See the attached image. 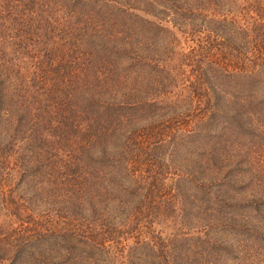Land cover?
Listing matches in <instances>:
<instances>
[{
  "label": "rangeland",
  "instance_id": "1",
  "mask_svg": "<svg viewBox=\"0 0 264 264\" xmlns=\"http://www.w3.org/2000/svg\"><path fill=\"white\" fill-rule=\"evenodd\" d=\"M7 11L18 16L9 19ZM32 26L31 33L25 31ZM248 26L262 31L243 34L240 29ZM92 39L95 41L91 42ZM231 41L239 47L238 54L228 55L227 48H223ZM63 56L67 62L73 61L72 65L79 61L83 72L91 73L92 93L96 92L94 96L101 107L116 102L118 108L111 111L115 112L110 118L105 116L101 122L97 114H89V106L72 104L71 97L77 96V89L69 78L52 85V75H47V79L42 77L39 65L47 66L48 61L43 62L46 59L58 63ZM256 57L264 58V0H0V96H3L0 114H4L2 122L14 141L13 150L1 152L0 149V160L5 161L0 163V230L5 231L2 234L10 236L8 241L12 242L35 230L40 232L52 227L36 221L43 217L40 211L46 207L44 199L36 197L37 190L47 200L49 196L42 191L51 190L46 184L51 165L45 163L43 154L31 150L40 141L29 138L37 132L34 128L37 120L36 128L44 126L48 111L49 117L59 116V119L49 126L48 133L44 132L45 150L60 160L80 159V166L84 168L86 153L98 156L100 148L113 152L120 142L132 139L137 145L136 152L143 158L157 142L166 143L174 137L173 132L198 126L205 119L203 112L208 107L217 116L221 113L214 130L221 132L227 128L226 138L218 143L213 134L208 140L203 133L200 139L192 141L187 154L182 148L174 155L168 154L166 184L171 192L178 190L173 203L176 211L170 216L176 217L184 210L188 217L193 213V222L188 224L191 229L179 224L178 230L195 238L178 248L171 258L175 264H264V214L237 208L235 218L245 219V223L237 230L222 231L220 222L214 220L220 218L214 202L216 196L207 215L204 212L207 207L199 202L203 197L198 194L200 187L221 184L220 164L225 162V166H234L236 170L233 181L224 178L229 184L224 187L225 195L243 206L256 197L264 199V80L255 88L247 89L244 86L249 83L230 85L239 80L235 77L230 82L222 76L215 79L217 74L229 75L237 64H242L246 71L255 69L252 63ZM248 65L253 69L247 68ZM193 73L205 74L209 79L202 91L191 90L194 83L188 82L187 76ZM111 75H115L112 80L116 84L108 78ZM40 77L47 87L37 83ZM48 87L54 90L53 95L43 91ZM212 93L215 98L211 104ZM39 94L41 101L28 104ZM144 98L155 107L150 112L141 106L134 115V110H126L128 102L134 104ZM52 99L57 108L58 102L63 103V110L51 107L43 111V106ZM8 108L14 114H9ZM235 116L241 117L248 133L238 132L232 121ZM134 129L139 131L132 138ZM20 136L26 140H19ZM168 150L172 152V147ZM185 160L197 163L199 171L200 167L208 169L204 178L200 175L181 178ZM154 164L135 161L129 166L137 175L151 177L158 172ZM36 169L40 171L37 176L32 173ZM177 174L180 177L173 182ZM193 208L196 211L191 212ZM259 208L264 212V204ZM209 215L211 219L207 218ZM173 225L172 221L166 229L176 230ZM213 226L218 228L212 229ZM154 230L156 235L164 232L162 225L153 226ZM205 231L213 233L205 237ZM141 233H132L125 240L137 242L138 238L148 235ZM8 246L7 238L0 241L1 264H26L29 257L13 263L15 250L20 245L13 243V249L4 254ZM145 253L151 257L148 248ZM138 257L135 264H143L142 255Z\"/></svg>",
  "mask_w": 264,
  "mask_h": 264
},
{
  "label": "trees",
  "instance_id": "2",
  "mask_svg": "<svg viewBox=\"0 0 264 264\" xmlns=\"http://www.w3.org/2000/svg\"><path fill=\"white\" fill-rule=\"evenodd\" d=\"M78 1L80 2L81 0ZM114 2L115 1H112L111 3ZM13 15L18 16L15 13L7 11L6 17L12 19L11 17ZM250 27L251 28L248 26L246 29H240V31L246 35H248L250 31H258L259 33L262 31L261 28L253 29L254 26ZM32 29L33 26L30 27L29 30L27 28L25 31H30L31 33ZM94 41L95 39L91 40V42ZM206 45L209 46L210 44L206 43ZM102 47L104 48L105 46ZM223 48H227L228 55L239 53V47L236 48L232 44V41L229 43V46H223ZM222 51H224V49ZM65 59L66 58L63 56L58 63H55L52 59L42 60L44 64H47L46 61H48L47 66L39 65L42 69V77L47 79V75H52V85L64 81L66 77L69 78L72 86L75 87L74 89H77V96L74 95L71 97L74 100L72 104L77 106L78 104L89 106V114H97L96 116L101 122L105 116L110 118L115 112L111 111L114 110V108H118L115 106L116 102L101 107L97 97L94 96L96 92L94 94L92 93L93 80L90 78L91 73L83 72L84 68L79 61L74 62V65H72L73 61L67 62ZM252 64L255 69H253L251 65L247 67L253 69L251 71H246L242 64H237V66L232 69L234 72H230L229 75L217 74L218 76H216L215 79H221L222 76L225 80H229L230 82V78L234 79L235 77L239 80L232 81L230 85L249 83V85L244 87H247V89L255 88L264 80V76L258 77V74L264 72V58L256 57L255 62ZM236 70L241 72L236 73ZM126 72H130V70ZM16 74L18 77L20 76L19 73ZM114 77L115 75L113 77L111 75L108 78L112 80ZM252 77L253 79L249 80V78ZM187 79L188 82L196 85L194 86V84H192L190 87L191 90L194 89L193 93L196 91L199 92V90L202 91V88L205 87L204 85H207V81H209L205 74L196 73L188 74ZM112 82L115 83L113 80ZM37 83H41L42 87H47L44 84L46 82L41 77L38 78ZM216 87L217 85L215 88ZM51 89L52 88L48 87V89L46 88L43 91L53 95L54 90ZM30 98H32V96ZM39 98H41L40 94L37 98L34 96L32 102L28 104H34ZM214 98L215 93H212V97L209 99L211 104ZM2 100L3 96H0V105ZM25 100L26 99H22L20 101ZM38 101H41V99ZM53 103H55L54 99L51 101L48 100L45 105L46 107L43 106V111L51 107H55L57 111L63 110V103L58 102L57 104L59 105L56 104L60 106L59 108L53 105ZM28 104L25 103L23 105ZM138 106L147 108L148 112H150L152 108H155L144 98V100H136L134 104L128 102L126 110H134L132 114L134 115L136 110H138ZM7 111L9 114H14L11 108H8ZM203 114L205 119L201 120L198 126L195 128L193 126L187 129L182 128L180 131L173 132L172 135H175L176 139L174 136L166 143H163L162 140L157 142L155 144L157 146L151 150V153L148 155L144 153L143 158H141V153H137L138 151L135 147L137 145L132 142V138L136 137L135 133L139 131L138 129H134L132 131L133 137L130 138L132 140L130 142H120V144L116 146V149L114 148L113 152H106V150L100 148L98 156L86 153L84 155L86 164L84 168L80 166V159L68 157L64 160H60L61 158L45 150V148L47 149V140L44 137V135H46L44 132L48 133L49 126L51 124H56L59 116L49 117L48 111L46 114L48 117L42 128L39 125L38 128H36V123H38L39 120L35 119L37 121L35 122L34 128L37 132L31 133L33 136L29 138L32 137V139H34L35 137V140H39L40 142H37V145L34 143L31 150L35 152L39 151L40 154H43L41 157H43L45 163L49 166L51 165L46 175V184L51 186V190L49 192L42 191L46 196H49L47 200H45L46 197L41 192L38 193L37 190L36 197L38 199L43 198L45 202L43 206L46 207L40 211L43 217L36 221L41 225L43 222L49 223L52 227L40 232H36L35 230L33 234L20 236L15 239V241L12 240V242L8 241L11 237L5 236L2 234L5 233V231L0 230V241L7 238L9 244L8 249L3 250V253L8 254L10 248L13 249V243H15L20 245V247H17L18 249L15 250L13 263L18 261L21 257L24 260L29 257L30 261L27 259L26 264H29V262L31 264H99L101 262L104 264H122L121 262L125 264H135L140 254L142 255L141 259L143 264H175L171 258L172 255L176 253L178 248L184 246L188 240L192 242L195 238L193 239L190 238L191 236H185L183 233L179 232L181 229L178 230L179 224L182 226L185 225L187 230L191 229L188 224L193 222V213L188 217V215L184 214L185 210L184 207H182L184 210L183 212H176V217L170 216L176 211L173 209V203L178 190H173L171 192L167 187V159L168 154L174 155L176 151L180 152L181 148L187 154L188 152L186 151H188L190 145H192V141L196 138L200 139L203 133H206L208 140L209 136L213 134L214 137L212 138L217 139L218 143L226 138L227 128H223L221 132L214 130L217 118H219L221 113L217 116L212 109L207 107ZM223 116L225 117L226 115ZM240 118L241 117L238 116L232 118V121L236 125L235 128H237L238 132L242 131V133H248ZM2 121H5L3 113L0 116V149H2L1 152H7L14 149V146L11 145L14 141L13 137L7 133V127L4 126ZM18 125L19 127L21 126V124ZM31 129L33 130V127ZM30 131L31 130L28 132ZM20 139L25 141L26 137H21L19 140ZM169 147H172V152H169ZM223 148L224 147H222V149ZM145 149L147 150V148ZM136 153L137 155L135 158ZM214 153L215 152H213V154ZM210 157L215 158V156ZM2 160L3 159L0 160V163L4 164L5 161ZM152 160H154L155 164L158 166V172H154L151 177L143 176V174L137 175V171L129 166V164L135 161L138 163L149 161L150 164H154ZM185 161L186 164L181 178H183V176L184 178L194 176L195 178H199V175L201 178H204V174L208 169L200 167L199 171V165L197 163ZM39 163L41 166L43 165L41 162ZM58 164L61 165L57 166ZM225 165V162L220 164V174H222L221 184L208 186L207 188L200 187L198 189V194L203 197L199 202L207 207L204 212L208 215L211 206H213V196H216L214 202L218 208L217 212L220 218H214V220L220 222L218 225L222 227V231H226L229 228H231L230 230H237L242 223H245V219L239 220L235 218V216L238 215L237 208L243 207L242 210L251 209V211L264 214L261 208H259L264 204V199L261 200V197H256L247 201L243 206V204L234 202L235 200L233 197L230 198L225 195L226 190L224 187L229 184L226 183L224 178L233 181L232 178L236 171L234 166L230 168ZM32 173L37 176L38 173L40 174V171L36 169L35 171L33 170ZM179 177L180 174H177L173 182H176V179H179ZM214 189L217 190L216 194ZM27 193H30L29 190H27ZM36 197H34V199H36ZM194 211H196V208L191 210V212ZM207 218L211 219L212 216L209 215ZM172 221L176 230L168 231V226L171 225ZM156 225H162L164 232L156 235L155 230L153 231V226L156 227ZM216 228H218V226H213L212 229ZM142 229L148 230L142 232ZM137 231H139V233L142 232L141 234L147 233L148 235L144 234L145 236L138 239L134 237L137 239V242L131 243L129 240H125L127 236H132L131 234L137 233ZM243 231L249 232V230ZM212 233L213 231L209 233L206 231L203 232L205 237ZM152 234L153 237H151ZM146 248H148L151 257L145 253ZM117 253L119 254L118 257H116ZM1 263L2 261H0V264Z\"/></svg>",
  "mask_w": 264,
  "mask_h": 264
}]
</instances>
